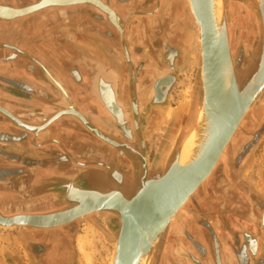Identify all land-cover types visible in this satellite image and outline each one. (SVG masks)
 I'll use <instances>...</instances> for the list:
<instances>
[{
    "label": "water",
    "instance_id": "water-1",
    "mask_svg": "<svg viewBox=\"0 0 264 264\" xmlns=\"http://www.w3.org/2000/svg\"><path fill=\"white\" fill-rule=\"evenodd\" d=\"M43 1L0 0V12L1 9L12 11L10 16L0 15V24H12L18 19L45 11L58 18L68 17L69 14H82L95 28L91 33L118 41L126 71H129L134 80V71L130 70L132 65L128 47L124 46V35L130 30L132 21L129 19L140 14V10H134L130 14L118 12L110 6L108 0H102V6L92 1L55 0L47 3L46 0V3H42ZM189 1L200 28L201 53L197 57L199 102L204 111L203 132L206 135L200 152L193 161L179 165L178 146L172 160L169 162V156L161 170L154 166L157 152L150 168L143 156H140L139 162L136 160L134 151L129 146L130 142H127L130 140L125 137L127 130L128 133H135L138 109H144V113L147 110L149 113L150 108L145 109L140 102L129 100L125 104L116 100L118 74H115L116 69L112 68L103 56H97L101 68L82 69L86 84L94 83L101 89L100 84L104 83L110 90V95L105 94L106 99L104 96L102 98L100 91L98 95L89 92L88 95L94 100V105L90 106L72 95L66 81L57 76L39 54L20 48V41L13 40L14 37L10 38L8 35L10 31H2L0 28V82L3 84L0 86V142L22 151L21 154H13L3 149L2 152L8 155L10 160L12 158L15 162L27 164L5 171L15 180L18 177L20 186L24 180L27 181L34 197H45L37 204H44V200L53 204L60 199L62 204L68 206L55 212L22 211L23 213L8 216V211L2 208L4 202L0 200V228L51 230L64 227L93 213L110 212L114 219L108 221L117 229L114 240L106 237L113 248L112 264H135L142 254L155 247L176 213L215 169L247 111L259 99L258 93L264 89V43L256 71L240 88L234 71L225 22H222L220 33L217 35L212 0ZM259 6L264 21V0H261ZM169 49L171 52L165 59L163 77L158 79L152 90L155 94L153 105L159 102L166 105V95L172 84L166 86L162 81H174L175 78L174 56L177 53L176 50ZM66 54L73 56L70 51ZM50 55L54 58L60 56L55 53ZM74 57L70 59L74 60ZM79 64L84 67L83 63ZM106 66L110 67V70L104 69ZM69 68L62 64L59 72L67 74L77 86L81 85L75 75L77 70ZM111 71L115 73L111 75ZM16 74L18 77L23 76V79L19 80L17 76L6 77ZM5 89H11L12 95ZM14 93L31 103L39 102L43 108L19 105ZM190 103L194 104L192 98ZM68 132L83 134L107 148V158L112 163H108L104 168L111 172L109 177L117 184H120L122 178L119 169H123L127 175L131 174L132 185L129 194L124 195L119 190L98 191L87 188L85 180L80 178H85L88 174L95 183H99L103 178L95 173L96 169L87 168L89 164L85 163V158L76 154L77 142L71 141L73 136ZM27 149L34 150L33 154L26 152L24 155L23 151ZM96 165L100 166L98 163ZM153 169L157 172H154V178L148 179L147 171L151 173ZM23 173L28 174L24 180L20 178ZM136 184L138 187L133 192L132 187H136ZM42 189L48 191H41ZM48 194L53 200L46 197Z\"/></svg>",
    "mask_w": 264,
    "mask_h": 264
},
{
    "label": "rangeland",
    "instance_id": "rangeland-1",
    "mask_svg": "<svg viewBox=\"0 0 264 264\" xmlns=\"http://www.w3.org/2000/svg\"><path fill=\"white\" fill-rule=\"evenodd\" d=\"M108 2L118 12L130 14L137 9L141 11L140 14L131 16L130 30L124 35V46L128 47L132 65L130 70L134 71V80L129 71H126L118 41L105 35L101 37L99 34L91 33L95 28L82 14H69L68 17L58 18L53 13L45 11L18 19L12 24H1L3 26L0 28L2 31H12L13 40L20 41V48L39 54L49 66L59 69L62 64L70 67L69 69L74 67L80 84L85 83L80 70L85 67L93 70L101 68L97 56H103L118 74L116 100L125 104L129 100L132 101L127 92L130 94V89L134 88L136 103L140 102L141 106L150 110L155 100L152 90L158 79L163 77L165 59L171 52L169 48L176 50L174 81H162L166 86L172 84L166 95V105L171 110L177 108L185 91L188 90V102L190 98L194 102L190 113L192 115L200 101L197 30L194 22L187 25L191 18L183 0H108ZM247 9L248 5L243 0H225L224 10L228 16L225 20L226 30L240 88L255 72L260 53L259 45L249 66L243 67V55L240 51L242 42L243 39L245 41L246 35L249 39L253 36L252 31L248 32L251 14ZM39 16L44 18L41 25H38ZM56 20L59 23H55ZM70 23L75 28H66ZM83 40L90 41L92 45L90 52L97 58L95 56L93 58L92 55L83 59V51L78 45ZM67 51L72 52L74 60L70 59L73 56L66 54ZM51 53L60 55L62 59L60 61L50 59ZM79 63H83L84 67ZM109 68L106 66L104 69L110 70ZM12 76L18 77L17 74ZM1 85L3 84L0 82ZM75 96L84 104L94 105V101L85 100L83 92H76ZM143 110L140 109L139 113L143 121L147 122L150 111L147 113L146 110L144 113ZM162 110L158 111L161 116H157V119L164 120L156 124L158 123L159 133L166 129L167 135L168 120L166 121ZM246 115L215 169L171 220L167 227L168 232L164 230L161 234L155 245L156 247L158 243H162L161 264H201L193 258H188L187 254H191L200 262L218 264L216 260L220 257L224 264H230L237 260L234 253L246 242L244 234L253 235L254 232L258 234L260 216L264 208V95ZM184 123L185 120H180V129ZM177 125L175 123V128ZM183 135L182 131L181 136ZM177 144L172 149L169 162L173 158ZM3 149L13 154H21L22 151L0 142V200L6 207L10 205L12 208L6 215L23 213L22 211L49 213L68 207L65 203L62 204L60 199L53 204H37L45 197H34L29 183L24 180L28 174L23 173L20 176L24 180L20 186L19 178L15 180L5 171L27 164L15 162L12 158L10 160V157L2 152ZM26 152H30L28 154L31 155L34 150L27 149L23 154ZM156 152L152 151L151 161ZM45 190L48 191L47 189L41 191ZM50 196L48 194L46 197L52 199ZM61 196L60 194L59 197ZM26 204L30 206L29 209ZM113 217L110 212H97L64 227L44 231L27 230L22 227L0 228V264H109L113 248L106 237L114 240L117 233V229L108 221ZM196 233L201 235V240L194 239ZM80 239L81 249L78 246ZM198 246L203 251L197 248ZM85 254L89 257L88 261L84 257Z\"/></svg>",
    "mask_w": 264,
    "mask_h": 264
},
{
    "label": "flooded vegetation",
    "instance_id": "flooded-vegetation-1",
    "mask_svg": "<svg viewBox=\"0 0 264 264\" xmlns=\"http://www.w3.org/2000/svg\"><path fill=\"white\" fill-rule=\"evenodd\" d=\"M243 1L248 5V8H252V11L255 10L254 0H243ZM224 4H225V0H224ZM226 17H228L227 13H225V18ZM252 19L253 18L251 17V20ZM40 20H44V18L41 17ZM253 21H254V19H253ZM55 23H59V21L56 20ZM66 28H71V27H69V25H68ZM251 31L252 30L249 28L248 32H251ZM255 32L252 31L253 36L250 39L247 37V35L245 36V41L243 39L242 49L240 50L242 52L243 59H244V55L246 52L245 45L247 46V45L251 44L254 46V48L252 47L253 49H252V56L250 58L251 60L253 59V57L257 53V50H258L260 44H261V46H260V53H261V49H262L261 31L259 28L258 29L256 28ZM10 38H13V36H10ZM246 39L247 40L249 39V41H247ZM246 41L249 42V44H247ZM260 53H259V55H260ZM249 62H250V60H248V63L243 65V66L248 67ZM254 70L256 71V67ZM135 92H136V90H134V88L130 89V94H129V91L127 92L128 96H130L131 100L134 103H136V100H135L136 93ZM109 93H110V90L107 88V90H105L104 93H102V97L104 96L106 99L107 96H105V94L110 95ZM137 108H139V106H137ZM139 112H140V110L138 109V116H137L136 121H135V124H136L135 133L134 134H132L131 132L128 133L129 131L127 130V131H125V137L127 140H130L127 142H130L129 146L134 151L133 154L136 157V160L139 162L140 156H143L144 158H146L148 165H149L148 167H150V168H151V164H152V161L150 159V155H151L152 151H155V152L157 151V156H159L158 160L159 159L161 160L162 159L161 154H160L161 151H159V150L162 148V150L165 153L164 162L162 165L160 163H157L156 165H154L158 168V170H161L165 166L166 159L172 153V149H173L174 145H176L179 142V140L181 139V131L183 130V128L180 129V126H179V128L177 127L175 130V135H173L172 137L169 138L165 134L166 129H165V131H162V133H159L160 131L158 129L159 128L158 123L156 124V122H160V121L164 120L163 118H160V120H158L157 119L158 117L149 115V119H147V122L143 121V123H141L143 118L141 117ZM167 123H168V121H167ZM169 124H171V123L169 122ZM184 125H186V124L184 123ZM126 135H128V136H126ZM169 147H170V149H169ZM147 170H149V169H147ZM155 171L156 170H154V169H153V172H151V173H149L147 171V178L148 179L154 178V172ZM106 188L108 190H119V188H122L123 191L128 189V188L125 189L124 185L122 187H119V184H117L116 182H113L112 185L107 186ZM123 191H121V192L125 195V191L124 192ZM46 202H47V200L44 201V203H46ZM26 205H28V204H26ZM27 209H29V207H27ZM167 227L165 229L166 233L168 232V229H169ZM259 227L260 228H259L258 234H256L255 232L253 233V235H251L250 233L244 234L245 238H246V242L244 245H241V248L238 251H236V253H234L235 258H237V260L232 261L230 264H264V208H262ZM194 236H195L194 239L196 241L201 240V237H200L201 235H198L196 233ZM164 244H165V242H164ZM161 245H162V243H158L157 246L155 247V249H153L155 251L151 252L152 264H161V262H162V254L160 253ZM197 248H200V246H198ZM200 250H202V248H200ZM187 257L193 258L196 262L201 263V264H209L206 261H204V262L198 261L195 257L191 256V254H187ZM233 260H234V257H233ZM216 261L218 264H224V262L220 260V257H218V259Z\"/></svg>",
    "mask_w": 264,
    "mask_h": 264
},
{
    "label": "bare ground",
    "instance_id": "bare-ground-1",
    "mask_svg": "<svg viewBox=\"0 0 264 264\" xmlns=\"http://www.w3.org/2000/svg\"><path fill=\"white\" fill-rule=\"evenodd\" d=\"M45 1L46 0H44L42 3H46ZM66 1H72V2L73 1H92V2H95V3L97 2V4L100 5V6H102V4H103L102 0H66ZM258 1H259V3L261 2V0H255V2H256L255 3V10L252 11V8L248 9L250 14H251V17L254 19V21H253V19L250 21V27L249 28L253 32L256 31V28L257 29L259 28L260 31H261L262 43H264V21H262V16H261L260 6H259ZM52 2H55V0H48L47 1V3H52ZM58 2H60V1H58ZM183 2L185 4V6H186V10L188 9L189 16L191 18L190 21L188 22V24H187V22H186V24L189 25L190 23L193 24V22H194L196 30H197L196 39H197V43H198L197 44L198 45V54H200L201 53L200 28L198 26V23L196 21V18L194 16V14H193L192 7L190 5V1L189 0H183ZM212 12H213V17H214V24H215V27H216V32H217V35H219L220 29H221V26H222V22L223 21L225 22V19H226L225 18V13L226 12L224 10V0H212ZM11 14H12L11 10H9V9H7V10L3 9L2 10L1 9V12H0L1 16H4V15L5 16H10ZM12 34H13V32L10 31V33L8 35L11 36ZM246 43L249 44V42H247V41H246ZM260 46H261V44H260ZM245 47H246V52H245L244 59H243V61H244L243 65L247 64L248 60H251L250 58L252 56V49L254 48V46L251 45V44H249L247 46L245 45ZM187 92H188V90L185 91V93H184L185 95H184V97L182 99V102L180 101L179 106L177 108H173L171 110V109L167 108L168 105L159 104L160 103L159 102V103L153 105L151 107V110H150V115L157 117V116H161L159 112H160V110L163 109L162 110V114H164L166 120H168V123H167L168 124V126H167L168 128L166 127L167 128V135L166 136H168L169 138L172 137L173 135H175V129H176L175 128V123L178 124L177 126L179 128L180 120H185V124L186 125L183 126V130H182L184 135L181 136V140H179V142L177 144L179 146V155H178V164L179 165H186V164L190 163L191 161H193L198 156V154L200 152V149H201V145L203 144V142L205 140V135H206V133L203 132V126H204L203 125L204 124L203 119L204 118H203L202 115L204 114V111H202L201 102L198 103L196 110H194L192 115H190V113L192 112V108H193L194 104L188 102ZM258 94L259 95H257V97L260 99V97L262 95H264V89H262L260 91V93H258ZM252 109H253V107L251 109H249L246 114H248L250 111H252ZM254 113H255V110H253V114ZM245 116H247V115H245ZM245 116H244V118H245ZM169 122L171 124H169ZM165 134H166V132H165ZM126 136H128V135H126ZM178 146H176V147H178ZM169 149H170V147H169ZM175 150H176V148H175ZM160 151L163 153V155L161 156L162 159L158 160L159 156H157L154 165H156L157 163H160L162 165L163 162H164L165 153L162 150V148L160 149ZM167 159H166L165 163L167 162ZM47 202H46V204L49 203V202L48 203ZM26 207H30V206L26 205ZM10 208H11L10 205H8V207H6V205L4 204V206H3V209H5L7 211L10 210ZM174 217H173V219H174ZM113 219H114V217L110 218V220H113ZM81 244H82V239L79 240V244H78V246H80V249H81ZM153 249H151L150 251L142 254L137 259L135 264H152L151 252L153 251ZM109 256H110V254H109ZM84 257H85V259L87 261L89 260V257L86 254L84 255ZM111 258H110V263L109 264H112V262H111L112 259Z\"/></svg>",
    "mask_w": 264,
    "mask_h": 264
},
{
    "label": "crops",
    "instance_id": "crops-1",
    "mask_svg": "<svg viewBox=\"0 0 264 264\" xmlns=\"http://www.w3.org/2000/svg\"><path fill=\"white\" fill-rule=\"evenodd\" d=\"M41 17L42 16H39L37 18L41 19ZM41 21L42 20H40L38 25H41V23H42ZM3 25L0 24L1 27ZM69 27L75 28V27H73V25L71 23L69 24ZM77 42H78V40H77ZM78 45H79V47H81V49L83 51L82 53L84 55L83 56L84 59H86L85 57H90L92 55H93V58H94V56L96 57V55H94V54H92L90 52V49L92 47L90 41L83 40V41L79 42ZM6 54H7V52H6ZM35 54H37V53H35ZM7 55H9V54H7ZM60 58H61V56L58 57V58H54V57H52L50 55V59H53V60L58 59L60 61L61 60ZM51 69L54 71V73H56L57 76H59L60 78H62V79H64L66 81L67 86L70 87L71 93L74 96H75L76 92H83V93H85L84 95L86 97V100L94 101L93 98L88 95L89 92H92L94 95H98L99 91H100L101 96H102V93H104V91L107 90V87H106V85L104 83L100 84L102 86H100L101 89H99L98 86L95 85L94 83H92L91 85L90 84H86L87 83L86 80H85L86 83H84V84L81 83L82 86H77L74 82H72V80L70 78H68L67 74H65L63 72H59L60 71L59 68L51 67ZM67 70H69V69H67ZM80 73H81V76H83L82 69L80 70ZM114 73L111 72V75H113ZM115 74H117V73H115ZM6 77L12 78L13 76H8L7 75ZM18 79L19 80L23 79V76H19ZM103 86H105V87H103ZM80 87H82L83 89L80 88ZM5 90L7 91V89H5ZM7 92H9L10 95H12L13 91L11 89L10 90L8 89ZM16 97H17L16 98V100H17L16 102L19 103V105H24V106L27 105V106H33L35 108H43L42 105L39 102L31 103V102L27 101L25 98H22L21 96L16 95ZM69 133L73 136V138H71V141L77 142L76 146L78 148L77 149L78 152L76 154L79 155L80 157H84L85 158V163L89 164V167H87V168L96 169L95 173L103 178L102 181H100L99 183L93 182L91 180V178L89 176H87L88 174L86 175L85 178L82 177L80 179L85 180L87 188H89V189L98 190V191H110L106 187L112 185L114 181L109 177V174L111 172L108 171L106 168H104V166H107L108 163L109 164L112 163V161L107 158V148L105 146H103L100 142H98L97 140H93L92 138L85 137V136H83V134H78L76 132H72V133L68 132V134ZM87 147H88V149H86ZM97 163L100 164V166H97L96 165ZM115 169H116V167H115ZM119 172H121V174H122V178H121V182L119 184V187H122L124 185L125 189L128 188L127 190H124L125 194H129V189L131 187L130 185H132L131 174H128V175L125 174V172H123V169H119ZM80 173L82 175L85 174V173H82V172H80ZM137 187H138V184H136V187H134V188L132 187L133 192L136 190ZM120 190L123 191L122 188H119V191Z\"/></svg>",
    "mask_w": 264,
    "mask_h": 264
}]
</instances>
